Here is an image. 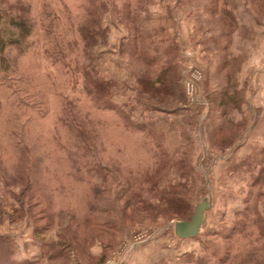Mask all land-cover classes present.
Wrapping results in <instances>:
<instances>
[{
	"label": "rangeland",
	"instance_id": "rangeland-1",
	"mask_svg": "<svg viewBox=\"0 0 264 264\" xmlns=\"http://www.w3.org/2000/svg\"><path fill=\"white\" fill-rule=\"evenodd\" d=\"M15 3L0 264H264V0Z\"/></svg>",
	"mask_w": 264,
	"mask_h": 264
},
{
	"label": "trees",
	"instance_id": "trees-1",
	"mask_svg": "<svg viewBox=\"0 0 264 264\" xmlns=\"http://www.w3.org/2000/svg\"><path fill=\"white\" fill-rule=\"evenodd\" d=\"M16 7L19 8V10L23 9L24 6L21 3V0H17ZM17 17H12L9 19V24L12 26L15 31L17 32L18 38H14L13 36L9 37V42L6 43L5 40L2 41L0 38V50L3 51L7 44H19L21 39H25L30 33H31V25L29 24L28 20L26 18H23L21 15H16ZM84 41H88V36H84ZM167 71V70H166ZM166 74V73H165ZM166 81H161V83L165 84ZM169 85V84H168ZM166 89V86H165ZM223 97V96H222ZM224 99V98H223ZM227 99V98H226ZM221 105L226 104L223 100L219 102ZM229 104V103H227ZM230 123V122H227ZM193 217V216H192Z\"/></svg>",
	"mask_w": 264,
	"mask_h": 264
},
{
	"label": "water",
	"instance_id": "water-1",
	"mask_svg": "<svg viewBox=\"0 0 264 264\" xmlns=\"http://www.w3.org/2000/svg\"><path fill=\"white\" fill-rule=\"evenodd\" d=\"M203 210L197 209L190 221H178L175 223V234L180 239L194 238L203 224Z\"/></svg>",
	"mask_w": 264,
	"mask_h": 264
},
{
	"label": "crops",
	"instance_id": "crops-1",
	"mask_svg": "<svg viewBox=\"0 0 264 264\" xmlns=\"http://www.w3.org/2000/svg\"><path fill=\"white\" fill-rule=\"evenodd\" d=\"M219 105H220V107L224 106L223 109H225V107H227V105H229V104L226 103V104H224V105H223V104H222V105L219 104ZM230 114H231V113H230ZM227 116H228V117H229V116L231 117V115H227ZM227 122H229V121H227ZM253 132L255 133V128H254ZM250 138H251V134L249 135L248 140H249ZM248 140H246L247 143H244V145H243L244 147H245L246 144H248V142H250V140H249V141H248ZM244 147H241L240 150H242Z\"/></svg>",
	"mask_w": 264,
	"mask_h": 264
},
{
	"label": "built area",
	"instance_id": "built-area-1",
	"mask_svg": "<svg viewBox=\"0 0 264 264\" xmlns=\"http://www.w3.org/2000/svg\"><path fill=\"white\" fill-rule=\"evenodd\" d=\"M191 83V82H190ZM193 87V86H192Z\"/></svg>",
	"mask_w": 264,
	"mask_h": 264
}]
</instances>
